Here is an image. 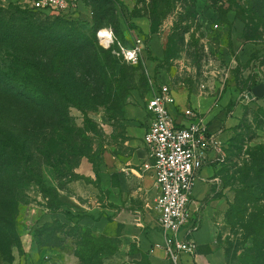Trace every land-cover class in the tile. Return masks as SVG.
I'll return each instance as SVG.
<instances>
[{"label":"rangeland","instance_id":"obj_1","mask_svg":"<svg viewBox=\"0 0 264 264\" xmlns=\"http://www.w3.org/2000/svg\"><path fill=\"white\" fill-rule=\"evenodd\" d=\"M168 1L158 0L167 13L158 17L153 28V0H107L99 20L93 1L84 0L76 20L87 35L111 28L120 45L116 41L109 49L127 65L131 64L121 47L141 48L137 64L131 65L134 88L116 109L104 104L96 73L83 71L89 78L88 94L80 102L83 108L71 107L70 115L77 132L93 141L94 153L82 157L72 175L58 177L42 162L43 155L34 151L40 180L18 189L15 231L0 235V264H171L164 251L154 250L153 242L150 250L142 246L146 235L159 231L154 208L157 192L153 179L143 176L141 146L135 144L139 139L134 134L149 118L147 99L161 85L180 88L189 98L208 100L203 117L211 115L208 126L221 135L206 180L210 193L200 209L203 214L213 201L218 202L216 245L223 252V264H264V249L255 257L256 243L263 240L264 245V229L259 235L253 233L257 216L264 212V193L255 192L251 200L238 194L244 188L238 171L249 163L250 153L264 144V122H259L264 94L247 96L255 87H264V0ZM0 3L10 11L12 0ZM31 13L41 21L54 19ZM97 43L103 47L98 39ZM9 53L5 47L0 49V63L9 60ZM2 96L0 87V127L21 133L20 120L28 114L18 105L5 104ZM217 120L218 127H211ZM202 178L203 172L195 181L197 198L204 192ZM6 188L0 174L2 222L10 220L9 211L2 207ZM45 226L49 228L41 231ZM122 235L140 240L124 252ZM201 235L194 234L197 242ZM162 240L158 234L157 241ZM212 261L220 259L214 256Z\"/></svg>","mask_w":264,"mask_h":264},{"label":"trees","instance_id":"obj_2","mask_svg":"<svg viewBox=\"0 0 264 264\" xmlns=\"http://www.w3.org/2000/svg\"><path fill=\"white\" fill-rule=\"evenodd\" d=\"M92 1L99 20L100 14L106 12L107 0ZM153 1L154 28L158 17H165L167 12L162 3ZM8 8L7 12L0 7V49L5 47L11 52L9 60L0 63L2 100L5 104L18 105L20 111L28 115L20 120L21 133L0 127V174L7 187L2 207L10 216L7 222H2L0 216V235H12L15 231L12 226L19 205L18 189L40 180L34 151L43 155L42 162L51 166L58 177L72 175L82 157H92L93 141L77 132L70 115L71 107L83 108L80 102L85 101L88 94L89 78L83 71L89 69L96 73L103 89L104 104L116 109L124 104L135 80L134 67L121 63L112 53L113 48L101 47L95 33L87 35L84 26H78V19L45 14L54 19L41 21L37 14L31 13L33 11L14 3ZM261 121L264 122V115ZM238 172L244 185L239 195L251 200L255 192L264 193V144L250 153L249 163ZM231 208L236 209V206ZM263 216L264 212L257 216L255 235L264 229V219H260ZM48 228L45 226L41 231ZM51 233L47 231L46 237L50 238ZM255 246L258 251L255 257H258L264 249L263 240Z\"/></svg>","mask_w":264,"mask_h":264},{"label":"built area","instance_id":"obj_3","mask_svg":"<svg viewBox=\"0 0 264 264\" xmlns=\"http://www.w3.org/2000/svg\"><path fill=\"white\" fill-rule=\"evenodd\" d=\"M83 2L12 0L23 9L74 19L82 12ZM96 37L106 49L117 41L111 28L99 29ZM140 50V47H121V54L128 64L135 65ZM175 104V96L168 85H161L146 101L149 124L142 141L150 161L143 164V170L152 172L154 179L157 192L154 208L164 237L162 249L171 264H182V255L194 254L197 247L193 234L199 228L200 219L195 216L197 209L193 207L195 181L201 169L212 161V153L221 143L195 107L185 105L175 116L170 110V105Z\"/></svg>","mask_w":264,"mask_h":264},{"label":"crops","instance_id":"obj_4","mask_svg":"<svg viewBox=\"0 0 264 264\" xmlns=\"http://www.w3.org/2000/svg\"><path fill=\"white\" fill-rule=\"evenodd\" d=\"M172 88V92L173 95L175 96L176 99V104L175 105H170V110L171 113L173 115H178L179 109L185 107V105H192L193 107H195L201 114L202 117L203 115H205V108H207L209 101L208 100H200V99H193V97L189 98L187 92L185 93L184 91H182L180 88H173L172 86H170ZM211 117V115L207 116V117H203L205 122H208L209 118ZM212 118V117H211ZM149 124V118L146 119V123L144 126H142L138 132H134V134L137 133V138L139 140H135V144L140 145V149L139 154L140 156L143 158V163H142V169H143V164L145 162L150 161L149 157H148V153L147 150L144 146V143L142 141V137L148 127ZM208 125V123H207ZM211 127H218V120L215 121L214 124L211 125ZM209 130L214 133L215 131L208 126ZM129 134L133 133V131L128 130ZM218 139H221V135H216ZM205 170V171H204ZM144 174L143 176L148 178V175L153 179L152 176V172L150 171H145L144 170ZM201 172H203V195L200 198L195 197V191L194 190V199H195V203L193 204V207L196 210V215L197 217H199L200 221H199V228L194 232L195 233H199L202 232L201 235V240L200 242H197L195 239V236L193 234V238L196 241V250L195 253L190 255V254H183L182 255V264L183 261L185 260L188 264H223V252L220 250V248L216 245V236H217V222L220 220V211L217 210V206H218V202L217 201H213L212 204H210V206H208V209L206 211L203 212L202 214V210L200 208H202V206H204V203L202 204V201L207 197V195H209L210 193V189H209V184L206 182L207 178H209V176H211V167H210V163L205 165L198 177H200ZM197 177V178H198ZM198 180V179H196ZM154 182V179H153ZM206 206V204H205ZM156 222H157V218H156ZM157 226H158V222H157ZM159 228V227H158ZM158 234H161L163 240L162 242L157 241V236ZM121 250L124 252H129L131 246L134 244V242H137L140 240V238L137 239V237L135 235H122L121 238ZM137 240V241H136ZM154 243V250L156 252H163L164 250L162 249V245L164 243V237L159 229V231H151L149 233V235H146L145 237V241L142 243V246L145 250L150 248V244ZM150 250V249H149ZM219 257L220 262H214L212 261L213 257Z\"/></svg>","mask_w":264,"mask_h":264},{"label":"water","instance_id":"obj_5","mask_svg":"<svg viewBox=\"0 0 264 264\" xmlns=\"http://www.w3.org/2000/svg\"><path fill=\"white\" fill-rule=\"evenodd\" d=\"M264 94V87L262 85L255 87L252 91L247 93V96L252 99L254 96H262Z\"/></svg>","mask_w":264,"mask_h":264}]
</instances>
